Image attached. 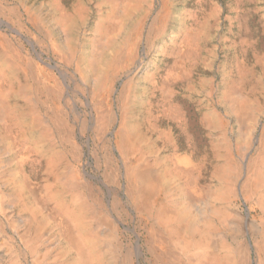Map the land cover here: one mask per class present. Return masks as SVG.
<instances>
[{
	"label": "bare ground",
	"instance_id": "bare-ground-1",
	"mask_svg": "<svg viewBox=\"0 0 264 264\" xmlns=\"http://www.w3.org/2000/svg\"><path fill=\"white\" fill-rule=\"evenodd\" d=\"M175 1L0 0V264H264V54Z\"/></svg>",
	"mask_w": 264,
	"mask_h": 264
},
{
	"label": "rangeland",
	"instance_id": "rangeland-1",
	"mask_svg": "<svg viewBox=\"0 0 264 264\" xmlns=\"http://www.w3.org/2000/svg\"><path fill=\"white\" fill-rule=\"evenodd\" d=\"M199 3L200 0L175 1L178 8H202L201 14L204 16L211 14L209 38L200 44L199 52L201 58H207V61L211 60L212 63L209 67L201 61L194 65L191 83L199 85L203 78L209 76L218 78L219 71L225 67V64L230 66L237 60H243L245 65L259 72L261 69L257 65V58L264 54V0H201V5ZM147 54L145 63L152 57L149 52ZM185 84L186 82L176 86V98L184 96ZM188 107L189 110H193L195 106L189 103ZM160 125L170 129L180 148H188L176 124L162 120ZM244 148L245 144L241 143L239 153H242L240 151ZM239 204L244 212L249 209L247 203L239 200ZM257 212L251 209L250 215H255Z\"/></svg>",
	"mask_w": 264,
	"mask_h": 264
}]
</instances>
